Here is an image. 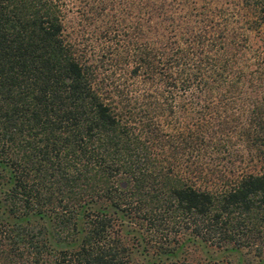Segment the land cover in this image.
<instances>
[{"label": "trees", "instance_id": "1", "mask_svg": "<svg viewBox=\"0 0 264 264\" xmlns=\"http://www.w3.org/2000/svg\"><path fill=\"white\" fill-rule=\"evenodd\" d=\"M0 264H264V0H0Z\"/></svg>", "mask_w": 264, "mask_h": 264}]
</instances>
